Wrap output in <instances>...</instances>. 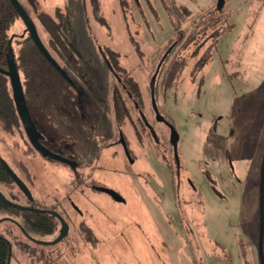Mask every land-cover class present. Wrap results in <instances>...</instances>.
I'll return each instance as SVG.
<instances>
[{
	"label": "rangeland",
	"instance_id": "374dc122",
	"mask_svg": "<svg viewBox=\"0 0 264 264\" xmlns=\"http://www.w3.org/2000/svg\"><path fill=\"white\" fill-rule=\"evenodd\" d=\"M22 1L46 42L48 31L38 12L60 20L80 67L70 68L72 63L62 59L81 88L72 107L55 104L46 116L37 113L47 126L46 117L52 114L66 131L60 145L66 143L68 153L77 158L92 148L93 134L105 132L113 122L112 88L121 82L101 51L112 58L119 73L138 81L141 105L150 115V75L178 37L163 64L165 71L176 65L173 84H159L156 100L179 132V163L168 146L161 160L150 165L147 160L145 165L135 162L129 170L116 160L102 162L101 168L93 162L78 165L85 177L97 176L120 190L126 200H119L84 185L69 163L35 148L21 123L7 128L0 120L1 158L26 182L35 201L59 208L70 221L63 239L44 243L0 218V228L13 238L11 263L261 264V188L248 168L254 154L260 158L264 152V1L225 0L222 15L230 12V27L214 44L212 10L217 0ZM170 1L189 6L191 13L172 18L165 5ZM23 26L17 17L9 31L19 32ZM206 54L210 55L201 59ZM128 102L136 113L138 108L131 99ZM123 124L125 129L129 126ZM155 124L167 143V124ZM60 145L53 144V150L63 151ZM108 151L103 149V154ZM115 163V171L105 167ZM232 165L242 177L238 183H233ZM188 176L200 191L191 187ZM235 184L232 193L229 189ZM0 189L12 192L19 202L28 201L13 180H0ZM72 199L83 208L82 214ZM56 232L34 234L48 240Z\"/></svg>",
	"mask_w": 264,
	"mask_h": 264
},
{
	"label": "trees",
	"instance_id": "16d2710c",
	"mask_svg": "<svg viewBox=\"0 0 264 264\" xmlns=\"http://www.w3.org/2000/svg\"><path fill=\"white\" fill-rule=\"evenodd\" d=\"M136 1L137 0H135V3ZM22 3L33 17L32 11L28 8V5L23 1ZM165 5L170 15H172V18L175 19L179 17L181 13H184V16H186L192 11L189 6L178 4L174 1L165 3ZM223 8H225V6L218 8L215 2L214 10H212V12L214 11L212 14V22L215 23L212 34V38H214L213 44L216 42V38L218 39L221 33L230 27V21L228 19L230 12H227V16H223ZM38 16L42 25L48 31L47 42L42 37L36 23L39 34L55 58L63 64L67 71H69V68L63 63L62 59H67L72 63L70 68H80L74 59L75 55L72 53V50L68 49L67 37L61 28L60 20L55 19L51 14L44 10H40ZM17 17L23 21L13 2L11 0H0V66H7V53L9 52V45H11L28 107L33 118L36 119L37 124L41 126L44 124L43 121L41 122V120H39L37 113L41 115L45 114L46 116V113H48L55 104H67L68 102L73 104L74 96L76 98L78 90L39 49L27 30L24 21V26L21 31H9V27L15 22ZM173 20L174 19H172V21ZM172 41L166 47V50L168 49V51L162 62H165L168 54L178 44V41L176 44H172ZM209 55L210 54L203 55L201 56V59H204ZM116 68L118 67L116 66ZM175 71L176 65H173V67L170 66L169 70L167 69L166 76L168 79H172L171 77H173ZM125 79L129 88L142 104L141 90L138 81L130 76H126ZM169 84L172 85V83L169 82L165 87ZM159 89L160 85L155 84L156 96H158ZM112 99L115 109L119 114L123 115L131 109V104L128 102V99H131L132 101V97L128 94V91L122 83H117L113 86ZM132 104L134 105L133 101ZM160 108L168 117L172 118L164 108ZM0 120L7 128L12 127L14 124L18 125L21 123L13 99L9 76L2 70H0ZM0 180L6 183L14 180L6 169L1 156ZM2 192L4 195L0 193V212H4V215L0 216V218L14 222L20 229L26 230V232H31L33 230L39 232L53 230L56 218L51 213L42 212L40 209L36 208L33 209L16 206L6 198L8 197L9 199L15 200V195L12 192L6 193L3 190ZM31 202L38 203L39 201L31 200ZM38 204L44 205V203ZM6 231L7 230H4L3 227L0 228V264H8V261L11 263V256L13 253V238L10 237Z\"/></svg>",
	"mask_w": 264,
	"mask_h": 264
},
{
	"label": "flooded vegetation",
	"instance_id": "af4514ba",
	"mask_svg": "<svg viewBox=\"0 0 264 264\" xmlns=\"http://www.w3.org/2000/svg\"><path fill=\"white\" fill-rule=\"evenodd\" d=\"M177 41H178V38L174 39L172 41V44L173 43L176 44ZM101 54L103 55L104 60L107 61L106 56H105V52L101 51ZM106 55H107L108 59L110 60L111 64L114 66V69L110 66V63L108 61L106 64L110 67V70L115 74L116 78L122 83V85L128 91V94L132 97V101L134 102V105L138 108L136 113H133V110L130 109L129 111L125 112L123 115L119 114L117 112V110L115 109V105H114V102L112 100L113 111H111V117H112L113 122H111L109 127H106L105 132L99 130V132H96L93 134V140H94L93 146H92V148L86 149L85 151H83V157L82 158H77L75 156H72L70 153H68L70 151H69V148H68L66 143L63 142L60 145L61 139L65 135L64 132H66V131H64L63 128H60L59 124H57L56 121L53 120L52 114H50L49 117H46L50 127L45 125V124L39 126L36 122V119L34 118V120H35L41 134H42L40 136V140L52 150L54 149L53 144H59L60 146H62V148H64V150L63 151L59 150V152H61L62 154L76 160V164L73 165L71 161L62 159L64 161H66L67 163H69V165L74 170L75 169L77 170L78 165H80V164L84 165V163H92V162H93V165H97V166L99 165V167L101 168V166H102L101 163L102 162L105 163L109 160H116L120 165H125L126 169H128V170H129L128 165L134 164L135 162H137V165H139V164H142L143 161L147 160L148 165H150V164H153L152 160H161L163 157H165V149L168 146L171 147V149L173 150V153H175L176 161L179 163V159L177 158V154L175 151L174 144L171 141V134H170L171 127H170L169 122L166 119H161V118L157 117V113H156L155 107H154L153 102H152V97H150V100H151L152 105H153V111L150 115L145 110L144 111L147 115L148 120L152 123L153 127L155 128V130L152 129V127L148 124V122L146 121V119L143 117V115L140 112V108H143L141 105V102L139 101L137 96L134 95V93L129 88V86L126 82L125 78L127 75L124 76L121 73H119V70L116 68L115 64L112 62L111 57L107 53H106ZM163 64H164V62L160 63V66H159L157 73H156L155 84H158V85L161 83H164L166 85L169 82H171L170 79H168V77L166 76L167 71H165L163 69ZM156 67H157V65H156ZM156 67H155V69H156ZM151 75H150V78H151ZM132 78H134V77H132ZM150 94H151V91H150ZM136 100L139 102L138 104H136ZM62 105L66 106L68 108L72 107V103H69V102L67 104H62ZM159 109H160V107H159ZM161 111L164 113V115L167 117L168 120H171V118L168 117L163 110H161ZM134 114L136 115V117ZM157 120H162L168 126L167 143L164 140H162L161 133H160L161 129L159 127H157L155 124V122ZM122 122H125V123L128 122L129 126H127L125 129L124 124L122 125ZM23 129H24V127H23ZM24 131H25V129H24ZM25 133H26V131H25ZM27 137H28V135H27ZM29 141H30V139H29ZM108 148H110L111 152L108 151L110 153L106 152L105 154H103V149H108ZM65 151H67V152H65ZM260 155L262 157L259 158V157H257V154H254V156L252 157L251 163L249 165V168H248L249 171L248 172H250V176L253 177L254 181L259 179L260 188H261V198H262L261 208L263 210V224H262V212H261V218L259 221V235H258L257 241H258L259 261L261 264H263L262 258H261L260 247H262L261 250H262V253L264 255V204H263V199H264V152H263V154L261 153ZM50 156H52V155H50ZM52 157H54V156H52ZM55 158H57V157H55ZM59 159H61V158H59ZM119 164L115 163V165H111V166H113L112 168L107 167V165L105 164V167L107 168V170L115 171ZM143 164L145 165L146 163H143ZM230 168H231V173L234 174L233 183H235V181H237V183L240 182L242 180V177L237 172V169L233 165ZM130 169L132 172H134V170L132 168H130ZM82 171H84V170H80V171L77 170L79 180L80 181L82 180L84 185H87V186L91 187L92 189H96V190H98V189L105 190V189L101 188L100 185H109V184L104 183L101 179H98L97 176L85 177V174H81ZM228 172H229V170H228ZM251 172H253V173H251ZM188 177L190 179L189 183L192 185L191 187H194L196 191L199 190L197 188V184L193 180H191L190 176H188ZM98 180H101V181H98ZM109 186H112V185H109ZM179 188H181V186H179ZM236 188H237V184H235L234 188L229 189V190L232 193H234ZM105 191H107V190H105ZM26 198L29 200L26 202L22 201V203L32 205V207H29V208H33V209L36 208V209H40V211H42V212L51 213L56 218L55 226H54L52 232L55 229H57V232L54 234V236L48 240H42L39 236L34 234V233H38L39 231L33 230L31 232H26V230H24L26 232V234L29 236V238H31L35 241H40V242H44V243L54 242V241L59 240L61 238L63 239L70 229V221L67 218V216L59 208H56L53 205H49L48 203H44V205H41L38 203H33V202H31V200H35L34 197L30 198V197L26 196ZM119 200L125 201L126 196H125V199H119ZM70 201H71L72 205L74 206V208L79 213L82 214L83 208L79 204H77L73 199ZM56 211L59 212L61 215L59 213H57ZM61 216H63L66 219V221L68 222L67 231L64 234H62L59 238L52 240L57 235H59V233L61 231V228L63 225ZM94 232H95V234L99 235V233L97 232V229H96V225L94 226Z\"/></svg>",
	"mask_w": 264,
	"mask_h": 264
},
{
	"label": "water",
	"instance_id": "95a60500",
	"mask_svg": "<svg viewBox=\"0 0 264 264\" xmlns=\"http://www.w3.org/2000/svg\"><path fill=\"white\" fill-rule=\"evenodd\" d=\"M11 1L13 2L14 6H15L16 10L18 11L19 15L21 16V18L23 19L27 30L29 31L31 37L33 38V40L35 41V43L37 44L39 49L52 62V64L64 74V76L72 83V85H74V87H76V89L78 90V94L80 96L81 88L79 87L77 82L73 79V77L69 74L67 69L63 66V64H61V62L55 58V56L51 53V51L49 50L47 45L44 43V41L41 38L39 31L37 29V25H36L35 20L33 19L32 15L29 13L27 8L24 6L22 1L21 0H11ZM224 3H225V0H217L216 6L218 8H222L224 6ZM167 51H168V49L164 52V54L160 58L156 69L153 71V73L151 75L150 91H151L152 102H153V105H154L156 113H157V117L161 118V119H166L170 124L171 141L174 144L175 151L177 154V158H179L178 157L179 132H178L176 126L174 125V123L171 120H168L167 117L164 115V113L159 109V106H158L157 100H156V95H155L156 73H157V70L160 66V63L164 59V56L166 55ZM7 55H8L7 66L6 67L0 66V70L4 71L9 76L10 85H11V89H12V95H13V99L15 102L16 110H17V113L19 115V119L22 123V126L24 127L26 134L28 135V138L30 139V141L32 142V144L36 148L42 150L43 152H45L47 154L54 156V157L69 160L72 162L73 165H75L76 160L62 154L59 151H54V150L50 149L48 146H46L40 140V136L42 134H41L31 112H30L29 107H28V104H27V101H26V98L24 95V90L22 87L21 79H20V74H19L16 62H15V59H14V53H13L11 45H9V52L7 53ZM105 56H106L107 61L110 63V66L114 69V66L111 64L106 53H105ZM138 103L139 102L136 100V104H138ZM140 112L143 115V117L146 119L148 124L152 127V129L155 130L152 123L148 120L147 115H146L143 108H140ZM3 163L6 167V169L8 170V172L10 173V175L12 176V178L14 179V181L27 194V196L31 198L32 193H31L30 189L28 188V185L26 184V182L20 177V175L5 160H3ZM100 186H101V188L110 192L115 198L125 199V196L118 189H116L112 186H109V185H100ZM0 193L4 195V193L2 192L1 189H0ZM6 198L16 206L28 207V208L32 207V205H30V204H26V203H22V202L13 200V199H9L8 197H6ZM261 212H262V224H263V210H262V208H261ZM57 213H59V212H57ZM61 218H62V222H63L61 231H60L59 235H57L52 240L59 238L62 234H64L67 231L68 222L66 221V219L63 216H61ZM261 249H262V247H260V251H261L262 262L264 264V255H263ZM8 259H9V255H8ZM8 264H11L10 261H8Z\"/></svg>",
	"mask_w": 264,
	"mask_h": 264
}]
</instances>
